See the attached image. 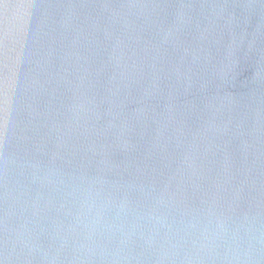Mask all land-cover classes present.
<instances>
[{
    "label": "water",
    "instance_id": "1",
    "mask_svg": "<svg viewBox=\"0 0 264 264\" xmlns=\"http://www.w3.org/2000/svg\"><path fill=\"white\" fill-rule=\"evenodd\" d=\"M0 264H264V0H0Z\"/></svg>",
    "mask_w": 264,
    "mask_h": 264
}]
</instances>
